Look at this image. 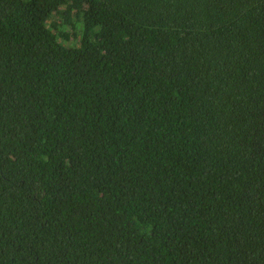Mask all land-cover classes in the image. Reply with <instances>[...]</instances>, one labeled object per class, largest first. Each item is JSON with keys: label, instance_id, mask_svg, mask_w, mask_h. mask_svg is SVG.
Masks as SVG:
<instances>
[{"label": "trees", "instance_id": "1", "mask_svg": "<svg viewBox=\"0 0 264 264\" xmlns=\"http://www.w3.org/2000/svg\"><path fill=\"white\" fill-rule=\"evenodd\" d=\"M0 264H264V0H0Z\"/></svg>", "mask_w": 264, "mask_h": 264}]
</instances>
